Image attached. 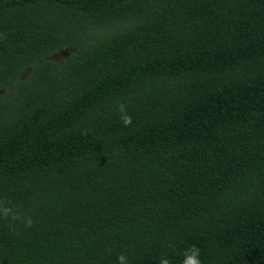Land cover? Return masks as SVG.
<instances>
[{"label":"trees","instance_id":"1","mask_svg":"<svg viewBox=\"0 0 264 264\" xmlns=\"http://www.w3.org/2000/svg\"><path fill=\"white\" fill-rule=\"evenodd\" d=\"M4 199L0 264H264V0H0Z\"/></svg>","mask_w":264,"mask_h":264},{"label":"clouds","instance_id":"2","mask_svg":"<svg viewBox=\"0 0 264 264\" xmlns=\"http://www.w3.org/2000/svg\"><path fill=\"white\" fill-rule=\"evenodd\" d=\"M119 111L122 113L120 119L123 126L128 127L132 124L131 115L127 114V108L124 104H119ZM88 130H82V134H87ZM9 200H0V220L9 221V227H14V223L16 221H23L25 227H31L33 224V220L30 216H24L23 214L14 211L13 207H10ZM184 260L182 264H202L200 260V250L198 247L193 245L191 248L185 249L183 253ZM119 264H128V259L125 255L121 254L118 256ZM160 264H169V260L167 258H162L160 260Z\"/></svg>","mask_w":264,"mask_h":264},{"label":"rangeland","instance_id":"3","mask_svg":"<svg viewBox=\"0 0 264 264\" xmlns=\"http://www.w3.org/2000/svg\"><path fill=\"white\" fill-rule=\"evenodd\" d=\"M63 53H55L54 55H53V57L55 58V59H59L60 57H61V55H62Z\"/></svg>","mask_w":264,"mask_h":264}]
</instances>
